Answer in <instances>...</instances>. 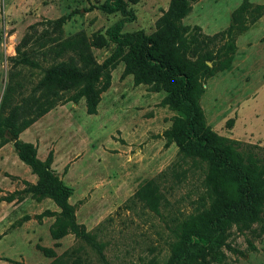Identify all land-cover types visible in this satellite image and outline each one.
<instances>
[{"label":"rangeland","instance_id":"1","mask_svg":"<svg viewBox=\"0 0 264 264\" xmlns=\"http://www.w3.org/2000/svg\"><path fill=\"white\" fill-rule=\"evenodd\" d=\"M104 1L0 0V102L15 47L26 33L37 36L47 27V20L66 15L63 36L83 30L87 35L101 33L108 38V28L121 15L96 7ZM169 1L139 0L130 4L135 19L126 22L122 32L142 30L150 34ZM244 1L195 0L183 23L198 26L204 35L224 33L216 42L220 46L230 41L228 33L237 25L233 13ZM247 1L250 6L243 13L248 16L245 29L232 28L236 48L231 65L204 79L200 105L213 130L264 158V12L250 21L253 8L264 0ZM114 48L109 41L105 47H94L93 53L102 63ZM15 69L20 71L18 77L25 83L26 93L41 77L39 70L27 66ZM123 69L121 61L111 69V84L101 93L95 114L86 112L83 98L78 103L67 102L34 122L25 137L36 143L40 159L53 151L52 168L72 189L69 201L75 205L76 220L103 243L109 264H166L176 221L195 211L204 193L203 169L182 157L175 143L165 145L161 133L170 127L175 115L161 103L165 93L151 91L146 84H134L132 75L123 76ZM2 154L0 264H12L6 258L17 264H49L54 258L43 255L37 243L53 248L58 255L72 249L80 264H102L97 251L73 234L51 238L49 228L55 216L36 217L45 209L59 211L51 199L18 193L14 202L1 201L3 196L23 189L29 176L28 166L17 158L10 143ZM9 172L18 177L6 176ZM151 178L158 180L163 193L160 213L133 198L138 186ZM253 227L254 232L243 233L235 227L230 229L226 241L243 254L224 246V264H264V235L258 234V223ZM13 230L21 234V239L2 237Z\"/></svg>","mask_w":264,"mask_h":264},{"label":"trees","instance_id":"2","mask_svg":"<svg viewBox=\"0 0 264 264\" xmlns=\"http://www.w3.org/2000/svg\"><path fill=\"white\" fill-rule=\"evenodd\" d=\"M193 1L170 0L168 8L157 19L154 31L145 34L142 30L122 32L124 24L135 19L129 5L139 0H105L96 7L121 15L108 28V38L101 33L87 35L83 30L63 36V24L69 16L62 15L47 20V27L39 35L26 33L11 58L12 69L0 102V148L11 142L18 158L37 176V181L24 180L23 189L1 200H18V193L51 199L59 211L45 209L36 215L39 219L55 216L49 228L51 238L57 240L73 234L97 251L102 264H109L103 254V243L84 224L77 222L75 205L69 201L72 189L52 168L53 151L41 160L37 146L23 141L19 134L56 106L78 103L81 98L86 112L95 114L101 93L111 84V69L118 61L124 64L123 76L132 75L134 84H146L151 91L165 93L161 103L175 112L170 127L161 133L165 145L175 143L182 157L203 169L204 193L195 211L176 221L166 264H224V246L243 254L226 241L232 227L240 233L254 232L253 226L258 223V234L264 235V158L213 130L200 105L204 79L230 67L236 48L232 28L245 29L248 16L243 13L250 5L245 0L234 11L237 25L228 33L230 41L216 46L224 33L204 35L198 26L183 23ZM253 12L251 22L263 15L264 4L256 5ZM109 41L115 48L100 63L93 48L105 47ZM18 65L41 72L27 93L25 83L18 77L20 71L15 69ZM5 175L15 178L9 173ZM133 198L160 213L163 193L157 179L140 184ZM35 246L43 255L54 258L49 264L68 261L80 264L79 256H74L72 249L58 255L53 248L38 243ZM5 260L17 264L10 258Z\"/></svg>","mask_w":264,"mask_h":264},{"label":"crops","instance_id":"3","mask_svg":"<svg viewBox=\"0 0 264 264\" xmlns=\"http://www.w3.org/2000/svg\"><path fill=\"white\" fill-rule=\"evenodd\" d=\"M30 127V126H29ZM28 127V128H29ZM25 129L24 131H22L20 134H19V138L20 139H22L23 141H27V142H32L33 144H35L36 145V143L34 142V141H29V139L28 138H26L25 137V132H26V130H29V129ZM9 143L12 145V147H13V144L11 143V142H8V143H6L5 145H3L1 148H0V159L1 158H3V154H2V152H3V150L6 148V147H8L9 146ZM37 146V145H36ZM10 148V147H9ZM13 149H14V147H13ZM14 151H15V149H14ZM16 152V151H15ZM37 154H38V147H37ZM16 156H17V154H16ZM38 156V155H37ZM46 157V156H45ZM45 157H43V158H41V160H44L45 159ZM17 158H18V156H17ZM19 159V158H18ZM20 160V159H19ZM25 164V163H24ZM27 170H29L28 172H29V176L28 177H25V180L26 181H28V182H30V183H36V181H37V176L35 175V174H33L32 172H31V170H30V168L28 167V169ZM31 172V173H30ZM9 174H11V175H14V173H10L9 172ZM14 176H16V177H18L17 175H14ZM6 177V176H5ZM2 202H3V200H1ZM12 202H14V201H12ZM11 202V203H12ZM22 228L23 227H21V230H22ZM34 232V231H33ZM10 235H13L14 237H15V239H21V234H19L17 231H15V230H13V231H9V232H7V233H5V234H3V238H6L7 236H10Z\"/></svg>","mask_w":264,"mask_h":264}]
</instances>
